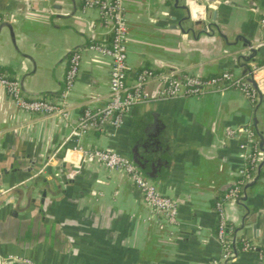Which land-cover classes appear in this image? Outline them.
Segmentation results:
<instances>
[{"label":"crops","instance_id":"1","mask_svg":"<svg viewBox=\"0 0 264 264\" xmlns=\"http://www.w3.org/2000/svg\"><path fill=\"white\" fill-rule=\"evenodd\" d=\"M252 1V3H251ZM124 0L127 24L126 83L143 68L156 72L200 75L231 71L243 76L248 65L264 60V0ZM215 22L229 42L249 39L257 53L248 63L216 32L197 36L186 31L197 19ZM0 68L16 78L27 97L65 102L67 117L43 116L18 108L0 88V264H211L221 246L215 237L218 200L244 165L248 136L228 129L250 126L254 117L264 139V93L250 102L236 88L209 91L135 105L115 128L90 130L81 137L91 147L129 157L141 174L178 205V223L153 214L141 192L120 169L94 159L63 158L64 148L47 161L86 107L106 103L111 60L89 42H108L111 25L82 0H0ZM80 50L79 72L62 94L72 52ZM245 53H248L247 51ZM159 85H148L149 93ZM63 89V91H61ZM73 140L66 143L72 147ZM65 147V148H66ZM259 147V145H258ZM261 152V151H260ZM262 159L260 153L259 161ZM243 203H225L231 236L239 253L228 264H264L254 251H242L246 237L264 246V163L257 183ZM256 225L255 232L252 225Z\"/></svg>","mask_w":264,"mask_h":264},{"label":"built area","instance_id":"2","mask_svg":"<svg viewBox=\"0 0 264 264\" xmlns=\"http://www.w3.org/2000/svg\"><path fill=\"white\" fill-rule=\"evenodd\" d=\"M82 7L97 9L101 17L111 25V37L108 42L91 41L85 48L106 55L111 60L106 103L98 109L86 107L83 110L68 135L34 176L42 173L48 163L64 148L63 158L67 160L72 154L80 160L94 159L106 168L122 170L141 192L143 202L151 213L161 214L169 224L176 225L178 223V205L174 199L162 194L151 181L141 174L138 166L129 157L113 150L95 148L84 144L81 141L82 135L90 130L103 129L106 125L119 127L135 105L150 100H168L190 95L200 96L209 91L233 87L239 89L250 102L255 103L259 94L264 93V60L261 63H250L243 76H235L228 70L218 75L203 77L178 74L173 71L156 72L149 68H143L135 74V81L128 85L126 83L129 66L127 62V24L124 0H82ZM259 23L264 26V17L260 18ZM80 59V50L72 52L68 58L64 74L65 90L62 94L63 97L74 86L79 72ZM250 79L254 81L255 85L251 83ZM152 83L159 86L148 93L146 89ZM0 88L5 90L14 104L21 110L43 116L60 115L67 117L69 114V107L65 102H56L41 97H27L23 93L19 81L5 73H0ZM236 132H244L248 136L247 143L241 145L246 151L245 160L234 183L216 200L214 205L217 214L215 237L221 246V253L219 258L213 260L211 264H224L225 260L233 255L232 229L227 222L225 203L229 200L237 201L242 196L243 186L256 173L261 153L250 126H240L236 129L227 130L229 136H233ZM69 140L74 141V145L70 148L66 147ZM238 242L240 250L254 251L260 260L264 259V248H259L246 237H241ZM23 261L27 264H36L27 259Z\"/></svg>","mask_w":264,"mask_h":264},{"label":"water","instance_id":"3","mask_svg":"<svg viewBox=\"0 0 264 264\" xmlns=\"http://www.w3.org/2000/svg\"><path fill=\"white\" fill-rule=\"evenodd\" d=\"M178 1L179 0H174V6L175 7H180L181 9H183L185 11V15L183 17H181V20L179 21V23H181V21H188L190 20L191 16H190V8L189 6L186 4V5H178ZM219 1L220 0H206L207 3L209 4H212L214 6H218L219 5ZM252 3V1H251ZM2 26H6L8 27L9 31H10V35H11V38L14 39V30H13V27H12V24L9 23V22H4L2 23V25L0 26V29ZM186 31H191L192 33L197 31V36L201 33H204V34H208V33H214L216 32L220 37H222V39L228 44V45H232V46H236L237 42L238 41H241V45L238 49H235L233 52L236 54V57L239 60H243L244 62H249L251 59H253V57L255 56V54L257 53V48L254 47L253 43L241 36V35H236L234 36L233 38V42H229L228 40V36H227V33L226 31L224 30H221L219 28V26L215 23V22H210V21H204L202 20L201 18L197 19L195 23H193V26L190 27V28H187ZM248 52V53H245V52ZM257 63V62H255ZM248 68H249V65H248ZM251 83L253 85H255L254 81L252 79H250ZM20 83V82H19ZM64 83H63V89H64ZM20 87L22 89V85L20 83ZM63 89L61 91H63ZM261 99H262V94H259V97H258V103H257V107L259 106L260 102H261ZM257 118L256 116L254 117V121H253V124H252V127L254 128L256 134H257V137H258V145H259V149L260 151L262 152V159L259 161L258 165H257V169H256V173L255 175L253 176V178L248 181L247 183H245V185L243 186V189H242V196L237 200V202L244 207L246 213L244 215V218H243V221L241 223V225L239 226L238 230H242L245 226V221L248 219V217L251 216V213H250V210L248 208V206L246 204H244L243 202L247 200L248 198V191L251 187H253L258 179H259V176H260V173H261V168L263 166V163H264V139H263V133L258 129L257 127ZM256 225H252V230L255 232L256 230ZM232 243H233V255L226 259L224 264H228L229 261H231L232 259H234L235 257H237L238 253H239V249L237 248V240H236V237H233L232 238Z\"/></svg>","mask_w":264,"mask_h":264},{"label":"trees","instance_id":"4","mask_svg":"<svg viewBox=\"0 0 264 264\" xmlns=\"http://www.w3.org/2000/svg\"><path fill=\"white\" fill-rule=\"evenodd\" d=\"M138 71H139V70H138ZM138 71H137V72H138ZM0 73H4V68H0ZM238 245H239V244H238ZM239 246H240V245H239ZM259 248H262V249H263L264 246H261V247L259 246Z\"/></svg>","mask_w":264,"mask_h":264}]
</instances>
